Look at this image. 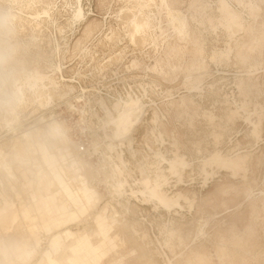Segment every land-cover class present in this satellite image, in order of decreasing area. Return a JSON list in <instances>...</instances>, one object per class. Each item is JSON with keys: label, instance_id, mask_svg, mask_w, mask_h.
Listing matches in <instances>:
<instances>
[{"label": "rangeland", "instance_id": "obj_1", "mask_svg": "<svg viewBox=\"0 0 264 264\" xmlns=\"http://www.w3.org/2000/svg\"><path fill=\"white\" fill-rule=\"evenodd\" d=\"M223 1L242 29L229 27ZM135 13L147 21L138 31ZM130 97L145 108L118 135ZM50 118L72 143L35 132L39 154L28 167L14 161L15 140ZM0 148L16 175L0 163V244L10 247L19 225L39 232L29 260L11 248L0 264H264V0H0ZM217 151L246 155L244 166L205 167ZM176 152L191 165L181 175L169 171ZM47 154L62 178L51 179L64 207L55 218L65 222L48 230L32 195ZM158 175L179 204L152 196ZM15 214L16 223L3 219Z\"/></svg>", "mask_w": 264, "mask_h": 264}, {"label": "bare ground", "instance_id": "obj_2", "mask_svg": "<svg viewBox=\"0 0 264 264\" xmlns=\"http://www.w3.org/2000/svg\"><path fill=\"white\" fill-rule=\"evenodd\" d=\"M139 10L142 12L141 8H139ZM222 11H223V14L225 16V19H226L229 27L234 32H236V31H238V30L243 28L240 16L237 13L233 12L226 5V3L224 1H223V4H222ZM137 14L139 15V13H137ZM76 16L78 18L85 16V12L82 9V5L78 6V9L76 11ZM178 18H180V17H178ZM133 21H134V23H132V24H134L133 25L134 26V31H138V30L142 29L147 24V21L145 20V17L143 15H142V18H141V15L137 16L136 19L133 20ZM177 22L181 23L182 19L181 20L180 19L177 20ZM51 91L52 90H49L50 95H51ZM49 99H51V96L49 97ZM123 101H124L123 102L124 105L122 107L121 113H120L119 117L114 120V122L116 123V126H117V134L118 135H121L123 133H128L134 127V125L138 122V120L142 116L143 110L145 108L143 101L141 99H139V98L135 99L133 97H130V98L126 99V100L123 99ZM48 102H50V101L47 100V103ZM46 119H48V118H46ZM56 120H57L56 118L55 119H51L50 118L49 120H47V124L46 125H40L37 128H35V129L26 130L25 132H23L21 134V136H20L21 138H17L16 137L17 138L15 140L16 142L12 146L13 147L12 149L14 150V156L13 157H15V158H13V160L16 159V161L18 160L20 162V164H23L24 166H27V165H30L29 163L32 161L30 152H32V153L33 152H38V154H39V152H40V149L38 148L39 145L37 144V142L35 141V138H34L35 132L38 133L39 138L41 140L45 141L44 143H46L47 141H50L49 137H53L51 139H54V138L56 139V137L57 138L59 137L60 139L66 141V142H71L70 141V135L68 134V130L65 128V126H63V124H61L60 122H58ZM255 132L257 133V129H255ZM16 135H18V134H16ZM78 149H79V147H78ZM38 154H34V155H38ZM0 155L5 158V159H2L3 161L0 160V163H2L4 167L6 166V168L8 169V172L11 174V176H13L11 178H15L16 177L15 172L13 171V168H12L11 164L7 161V157H8L9 154H7L3 149L0 148ZM82 158H83V156H82ZM162 158H163V160H166L165 157H162ZM245 158H246V155H243V154H237L235 156H228V155L224 156L220 152L217 151L214 154H211L210 157L205 159L204 164H205V167L207 165L213 166L214 164L215 165L216 164L225 165V166H228V167L232 168L234 170V172L237 173L238 170L241 169L244 166L243 165V161H244ZM33 159H35V158H33ZM168 162H169V165H170L169 171L172 174L181 175L183 170H185L187 167L191 166L190 162L187 161L185 155H181V154H179L177 152L175 153V157L170 159V160H168ZM33 163L36 164L35 162H33ZM204 171H206L205 168H204ZM160 179L162 181H160ZM54 182L52 184L53 186H54ZM165 183H167L166 176L165 175H158V178H157L156 182L154 184H151V186L148 189H150L152 191V196L155 197L156 199H158L160 201V203L164 204L165 206H171V205H174V204H179V199L182 196L179 195L175 199L171 198V197H168L167 194L162 189L163 185ZM60 185L63 186V183H61ZM64 188H65V192H70V188L69 187H64ZM143 193H144V191H143ZM32 195H33V198L36 200L35 194L33 193ZM62 199H64V198H62ZM61 205L63 206V204H61ZM116 213L114 215H116ZM117 215H119V214L117 213ZM17 220L18 219L14 220V222L15 221L17 222ZM122 222H123V220H122ZM51 227L52 226H50L49 223L45 225V228L47 230L51 229ZM13 229H14V226H13ZM12 231H9V229H8L9 233L12 232ZM40 231H41V229H40ZM4 232L6 234H9L6 231H4ZM35 232H38V231L37 230L33 231V233H34L33 236L37 235V233H35ZM17 233H18V238L13 239V240L9 239L10 240V245H11L10 247L7 246V244H6L8 242H6L5 239H3L2 243L0 244V251L9 252L10 253L11 252V248H13V250L16 252V254H17L19 259L21 258V259H25L27 261V260L30 259V257H32L33 253L35 252L34 246H33V238H32L33 236L31 237V236H28L27 234H25V231H24L22 225H19V229H17ZM66 234H67L68 238L71 237V236H75V233L73 231L69 230V229L66 231ZM38 241H40V240H38ZM64 242L65 241H64V238L62 237V233L59 232L58 234L54 235L51 238V243H50L51 245L50 246L53 249V251H58L59 252V250L63 249ZM78 243H79V247H84V249L87 250L88 252L90 251V252L98 253L100 255V248L98 246H95L90 240L87 241L84 238H82V239H80V241ZM37 245L38 244H36V246ZM140 246H142V245H140ZM75 251H77V250L74 249V252ZM12 254H15V253H12ZM79 261L80 260L78 258L74 259V264H78Z\"/></svg>", "mask_w": 264, "mask_h": 264}, {"label": "crops", "instance_id": "obj_3", "mask_svg": "<svg viewBox=\"0 0 264 264\" xmlns=\"http://www.w3.org/2000/svg\"><path fill=\"white\" fill-rule=\"evenodd\" d=\"M43 157V163H44V169L38 173V176H37V188H36V191L33 192L36 196V200H33L34 203H35V207L37 208V211L39 212V218L42 220V222L40 224H48L50 226H52V228H56V227H59L60 225H63L65 224V222H62V220H60L59 218L56 219L55 218V211H54V206H56V209L58 212H62L64 207L61 205V204H54V195L52 193H50V187H53L52 183H51V179L55 177V173H57L60 178H61V174H60V170L58 169V167L56 168L55 166V169H54V172L51 170L50 167H52L53 163H55V160H54V156H51L50 154L48 155H42ZM58 164V161L57 163ZM50 166V167H49ZM47 167V170L45 169ZM57 171V172H56ZM43 172L45 173V175H42ZM62 179V178H61ZM63 181V180H62ZM56 182H58V180H56ZM59 184V183H58ZM62 190L64 191L65 193V188L64 187H69L65 181H63V186L59 185ZM70 188V187H69ZM49 192V193H48ZM32 193V194H33ZM66 194V193H65ZM70 196V195H68ZM73 199V197H72ZM7 214V211L5 210V212ZM17 217L18 219V215L15 214V215H6L3 216V219L7 220L10 222V219L13 220L12 223H14V220L15 218ZM73 217V216H71ZM13 225V224H12ZM7 228V227H4V229ZM52 229V231H53ZM85 250V249H84ZM85 254H87L89 257V259L91 260H94V261H98L100 260L99 258L104 254L103 252H101L100 250V255L98 253H94V252H88L87 250H85ZM56 262L57 259H56ZM91 262V261H90ZM78 264H84L82 261H79Z\"/></svg>", "mask_w": 264, "mask_h": 264}]
</instances>
